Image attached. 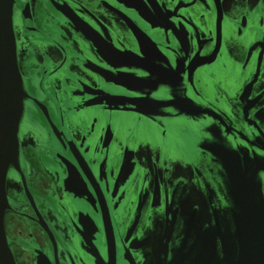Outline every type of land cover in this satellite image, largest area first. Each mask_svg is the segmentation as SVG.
Wrapping results in <instances>:
<instances>
[{
    "label": "flooded vegetation",
    "instance_id": "1",
    "mask_svg": "<svg viewBox=\"0 0 264 264\" xmlns=\"http://www.w3.org/2000/svg\"><path fill=\"white\" fill-rule=\"evenodd\" d=\"M13 30L16 264H104L108 218L115 264H196L183 220L264 156V0H15Z\"/></svg>",
    "mask_w": 264,
    "mask_h": 264
},
{
    "label": "water",
    "instance_id": "2",
    "mask_svg": "<svg viewBox=\"0 0 264 264\" xmlns=\"http://www.w3.org/2000/svg\"><path fill=\"white\" fill-rule=\"evenodd\" d=\"M14 4L15 0H0V264H16L4 234L3 213L8 207L7 170L18 161L17 135L26 96L17 63ZM221 163L229 203L214 211L213 219L210 214L208 218L196 217V212L187 215L179 244L196 246V264H264V156L249 157L242 166ZM108 221L104 264H115L114 234ZM174 222V218L169 221L164 244L170 240Z\"/></svg>",
    "mask_w": 264,
    "mask_h": 264
}]
</instances>
